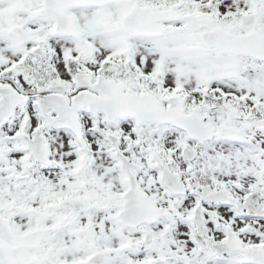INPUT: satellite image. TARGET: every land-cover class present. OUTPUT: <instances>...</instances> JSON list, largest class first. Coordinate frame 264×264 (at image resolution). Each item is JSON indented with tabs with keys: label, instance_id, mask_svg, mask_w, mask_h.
Returning <instances> with one entry per match:
<instances>
[{
	"label": "snow or ice",
	"instance_id": "1",
	"mask_svg": "<svg viewBox=\"0 0 264 264\" xmlns=\"http://www.w3.org/2000/svg\"><path fill=\"white\" fill-rule=\"evenodd\" d=\"M0 264H264V0H0Z\"/></svg>",
	"mask_w": 264,
	"mask_h": 264
}]
</instances>
